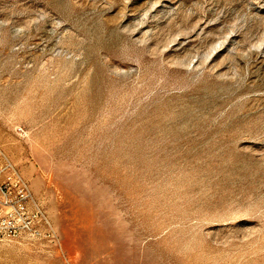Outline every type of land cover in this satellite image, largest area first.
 Here are the masks:
<instances>
[{"label": "rangeland", "instance_id": "374dc122", "mask_svg": "<svg viewBox=\"0 0 264 264\" xmlns=\"http://www.w3.org/2000/svg\"><path fill=\"white\" fill-rule=\"evenodd\" d=\"M0 147V264H264V0H0Z\"/></svg>", "mask_w": 264, "mask_h": 264}, {"label": "built area", "instance_id": "2783aa9c", "mask_svg": "<svg viewBox=\"0 0 264 264\" xmlns=\"http://www.w3.org/2000/svg\"><path fill=\"white\" fill-rule=\"evenodd\" d=\"M53 238V228L29 183L0 147V237Z\"/></svg>", "mask_w": 264, "mask_h": 264}]
</instances>
